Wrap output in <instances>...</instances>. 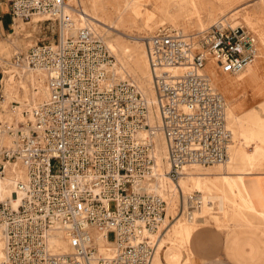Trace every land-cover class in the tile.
Here are the masks:
<instances>
[{
  "label": "built area",
  "instance_id": "2783aa9c",
  "mask_svg": "<svg viewBox=\"0 0 264 264\" xmlns=\"http://www.w3.org/2000/svg\"><path fill=\"white\" fill-rule=\"evenodd\" d=\"M7 6L12 21L55 19L59 36L11 54L14 65L41 72L46 94L20 119H0V175L5 163L22 168L12 196L0 199V264H149V234L166 200L151 179L146 98L131 80L113 76L112 55L88 24H75L72 0ZM145 39L167 175L176 180L186 166L222 163L231 134L225 100L200 68L209 56L238 73L257 55L256 32L242 22L215 21L191 33L160 23ZM199 204L192 190L186 211Z\"/></svg>",
  "mask_w": 264,
  "mask_h": 264
},
{
  "label": "rangeland",
  "instance_id": "374dc122",
  "mask_svg": "<svg viewBox=\"0 0 264 264\" xmlns=\"http://www.w3.org/2000/svg\"><path fill=\"white\" fill-rule=\"evenodd\" d=\"M72 3L74 18L79 25H90L112 55L110 71L113 76L131 80L146 98L148 122L153 126L151 132L154 135V126H157L159 116L145 54V38L148 32L160 23H167L178 27L183 33H191L222 20V23L229 24L245 23L256 32L258 53L243 71L230 73L209 56L200 68L208 76L210 84L224 96L225 122L231 132L226 160L219 164L198 165L197 168L191 166L184 170L186 173L200 174L201 178L195 184L191 180L180 184L177 180L163 177L157 182L158 191L168 201V208L163 217L164 222L159 224L161 227L151 264H160L159 250L163 244L167 245L165 259L178 261V248H182L187 241L192 227L202 214L207 213L218 222L217 215L225 214L227 204L241 210H252L244 204L240 186L243 173L264 171V0H72ZM81 11L90 18H85ZM0 13L3 14L2 18L6 17L8 20L0 28V94L3 96V87H11L13 97L12 101L6 103L5 108L0 102V116L11 113L7 110L9 103L18 106L15 109L20 119L24 101L44 97V85L40 73H32L33 85L30 86L27 79L30 71L21 72L14 67L11 54L17 50L13 45L20 39L21 30H32L33 27L31 36L24 38L22 45L26 41L30 42L28 45L39 40L55 42L59 36V27L55 19L37 15L34 21V15L23 20L14 18L17 22L13 27L7 0H1ZM26 47L20 50H25ZM12 70L17 72L10 82L11 85H8L7 78L15 73ZM157 131L158 134L153 140L156 146L157 169L162 174L159 171L157 173L165 175L168 166L162 135L158 128ZM16 165L20 166L17 163ZM224 187L231 192V199L227 197ZM192 190L197 191L201 200L196 207L195 217L190 221L186 217L188 214L185 202L187 194ZM111 236V232H107L109 239ZM3 246L4 237L0 230V253H3Z\"/></svg>",
  "mask_w": 264,
  "mask_h": 264
},
{
  "label": "crops",
  "instance_id": "0c3cea01",
  "mask_svg": "<svg viewBox=\"0 0 264 264\" xmlns=\"http://www.w3.org/2000/svg\"><path fill=\"white\" fill-rule=\"evenodd\" d=\"M2 17L0 13V28L4 24ZM224 189L231 199V192ZM240 190L244 204L252 210L227 204L225 214L217 215L218 222L211 215L202 214L187 241L178 248L179 260L165 259L167 245L163 244L160 264H264V171L243 173Z\"/></svg>",
  "mask_w": 264,
  "mask_h": 264
},
{
  "label": "bare ground",
  "instance_id": "6f19581e",
  "mask_svg": "<svg viewBox=\"0 0 264 264\" xmlns=\"http://www.w3.org/2000/svg\"><path fill=\"white\" fill-rule=\"evenodd\" d=\"M83 10V9H82ZM81 14H83L84 16H86L85 18H90L89 16H87L85 13H83L82 11H81ZM91 16V15H90ZM34 17V18H33ZM32 18H33V21L35 20V19H37V16H32ZM39 18V17H38ZM74 20H75V24L77 25V26H79V23L77 22V20L74 18ZM90 21V20H89ZM17 21H12V25H14L15 23H16ZM40 22V21H39ZM92 22V21H91ZM221 22H223V20L221 21ZM39 25V24H38ZM34 26V25H33ZM90 26V25H89ZM94 26V25H93ZM150 26V25H149ZM147 28V27H146ZM32 30H30V29H24V30H21L20 31V33H19V38L20 39H17L16 40V43H14V48L18 51V50H20L21 48H25L27 45H28V43H30V42H28V41H26L25 43L26 44H24V45H22V41H23V39L25 38H28L29 36H31V32L34 30V27L33 28H31ZM111 47V46H110ZM114 48V47H113ZM123 48V47H122ZM111 49H112V47H111ZM123 51V50H122ZM136 52V51H135ZM257 53H258V51H257ZM138 55V54H137ZM129 58V57H128ZM132 58V57H131ZM135 61V60H134ZM124 64V63H123ZM127 64V63H126ZM250 64V63H249ZM249 64H247L241 71H243ZM14 65V64H13ZM133 65H134V63H133ZM132 65V66H133ZM128 66V65H127ZM126 66V67H127ZM14 67L15 68H17L18 70H20L21 72H27V71H30L29 72V74H28V76H27V79L30 81V86H32L33 85V77H34V75L32 74V73H40L41 74V72H39L38 70H34V69H32V68H29V67H27V66H25V65H20V66H17V65H14ZM132 69V68H131ZM136 70V69H135ZM12 71H15V73L14 74H11L8 78H7V80H8V85H11L10 84V82H12L13 81V79H14V77H15V74H16V72H17V70H12ZM241 71H239V72H241ZM117 72L119 73L120 71L117 69ZM136 73V72H135ZM141 74V73H140ZM42 75V74H41ZM136 75H137V73H136ZM42 79H43V76H42ZM148 84V83H147ZM151 84V83H150ZM43 85H44V82H43ZM43 89H44V92H43V96H45V94H46V91H45V87H43ZM11 87H3V96L0 94V102L2 103L1 105L5 108L6 107V103L9 101V100H11V99H13V97H12V93H11ZM36 90V89H35ZM38 95V94H37ZM4 97V98H3ZM152 98V97H151ZM3 100V101H2ZM35 100H36V98L34 97L31 101H29L28 100V102L27 101H24L25 102V104H24V107L23 108H27L28 106H29V104H32V103H34L35 102ZM152 101V100H151ZM17 105H15L14 106V109H13V111L12 110H10V107H9V103L7 104V110H8V112H11L9 115H5V116H0V119L2 118V117H8V118H10V116L12 115V114H14V117L15 116H17V109H15V107H16ZM18 107V106H17ZM16 119H19L18 118V116L17 117H15ZM225 118H226V108H225ZM232 118V117H231ZM147 119L149 120V109H148V114H147ZM154 129H155V135L153 134V133H151L152 134V137H151V141H152V145H153V148H154V162H153V166H152V170H151V175H152V179H153V186H154V188L156 189L157 188V190L159 189L158 188V186H157V182H158V180H160L161 179V177H163V178H165V179H169L170 177L167 175V173L165 174V175H160L159 173H161L160 172V170H158L157 169V154H156V146H155V144H154V138H155V136L158 134V131H157V126H154ZM153 129V130H154ZM162 135V134H161ZM160 136V135H159ZM161 138V137H160ZM162 139H163V137H162ZM163 145H164V151H165V156H166V150H165V144H164V140H163ZM165 161H166V166H168V163H167V160H166V158H165ZM224 162V161H223ZM222 162V163H223ZM217 164H219V163H217ZM191 166H195L196 168H197V166L198 165H191ZM191 166H186V167H184V169H183V171H182V173L181 174H179L178 176H177V178H176V180L181 184V183H183V182H185L186 180H191V181H193L194 182V184L195 183H197L198 182V179L199 178H201V176H200V174L199 173H195V174H193V173H186V171L184 172V170H186L187 168H189V167H191ZM159 167V166H158ZM161 168V167H160ZM166 170V169H165ZM159 171V173H157ZM22 168L20 167V166H17L16 164H13V163H5V165H4V168H3V173H4V175H3V173L0 175V199H2V198H5V197H11L12 196V193H11V188L13 187V185H14V183H15V181H16V179H18V178H21L22 177ZM162 174V173H161ZM224 177H226L225 175H224ZM200 180V179H199ZM203 198V197H202ZM205 198V197H204ZM201 200V199H200ZM166 202L168 203V201L166 200ZM167 206H168V204H167ZM166 206V210H165V214H166V211H167V207ZM187 212H189V215H187L186 217H187V219L188 220H192L194 217H195V214L197 213V208L196 207H193L192 209H190V210H188ZM186 212V213H187ZM188 214V213H187ZM165 216V215H164ZM164 222V218L161 220V222H160V224H162ZM160 227H161V225H158L157 226V228H156V230H154L152 233H150L149 234V237H150V240L151 241H154V250H155V244H156V239H157V237L159 236V230H160ZM3 235V234H2ZM97 247H98V250H101V242L100 241H97ZM154 250H153V253H154ZM153 253H152V256H151V259H150V262H149V264H151V261H152V258H153ZM2 255V253H0V256ZM171 257H173L172 255H171ZM156 261V260H155Z\"/></svg>",
  "mask_w": 264,
  "mask_h": 264
},
{
  "label": "trees",
  "instance_id": "16d2710c",
  "mask_svg": "<svg viewBox=\"0 0 264 264\" xmlns=\"http://www.w3.org/2000/svg\"><path fill=\"white\" fill-rule=\"evenodd\" d=\"M7 21H8V20H7V18H6V17H4V18H3V22H4V24H6V23H7Z\"/></svg>",
  "mask_w": 264,
  "mask_h": 264
}]
</instances>
